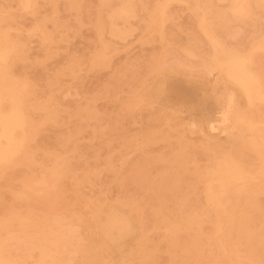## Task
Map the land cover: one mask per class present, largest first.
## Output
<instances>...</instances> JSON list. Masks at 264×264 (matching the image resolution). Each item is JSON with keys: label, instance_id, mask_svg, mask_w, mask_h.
Masks as SVG:
<instances>
[{"label": "rangeland", "instance_id": "rangeland-1", "mask_svg": "<svg viewBox=\"0 0 264 264\" xmlns=\"http://www.w3.org/2000/svg\"><path fill=\"white\" fill-rule=\"evenodd\" d=\"M14 112L0 264H264V0H0Z\"/></svg>", "mask_w": 264, "mask_h": 264}, {"label": "bare ground", "instance_id": "bare-ground-1", "mask_svg": "<svg viewBox=\"0 0 264 264\" xmlns=\"http://www.w3.org/2000/svg\"><path fill=\"white\" fill-rule=\"evenodd\" d=\"M2 59V58H1ZM2 67V66H1ZM1 86H2V84H1ZM223 99V98H222ZM224 103V102H223ZM236 109V108H235ZM226 111V110H225ZM235 112V111H234ZM226 113V112H225ZM229 113V112H228ZM223 117L225 118V120L227 119L226 117H225V114H223ZM17 118V115H16V113L14 112L13 114H10V116L9 117H6V118H0V122L2 123V125H3V129H5V137L7 138V140L9 141V142H11V141H13V138H12V133H11V131H12V125L14 124V121H15V119ZM18 120V119H17ZM220 125V124H219ZM209 127H210V130H212V131H215L216 129H217V127H216V124H214V123H210L209 124ZM235 129V128H234ZM15 143V142H14ZM219 143V142H218ZM211 144H214V143H212L211 142ZM216 146H217V144H216ZM220 146V145H219ZM16 148V147H15ZM6 152V151H5ZM3 154H4V152H3V149L0 147V157H2L3 156ZM4 258V257H3ZM91 259V258H90Z\"/></svg>", "mask_w": 264, "mask_h": 264}]
</instances>
